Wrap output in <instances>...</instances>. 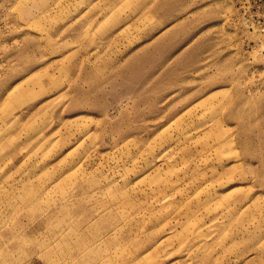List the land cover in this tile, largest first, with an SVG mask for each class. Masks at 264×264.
Instances as JSON below:
<instances>
[{
	"label": "rangeland",
	"instance_id": "rangeland-1",
	"mask_svg": "<svg viewBox=\"0 0 264 264\" xmlns=\"http://www.w3.org/2000/svg\"><path fill=\"white\" fill-rule=\"evenodd\" d=\"M0 264H264V0H0Z\"/></svg>",
	"mask_w": 264,
	"mask_h": 264
}]
</instances>
